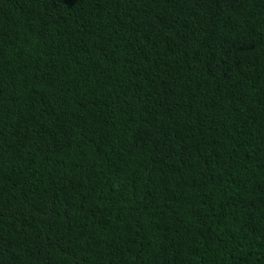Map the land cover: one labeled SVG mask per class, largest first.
<instances>
[{"label": "trees", "instance_id": "1", "mask_svg": "<svg viewBox=\"0 0 264 264\" xmlns=\"http://www.w3.org/2000/svg\"><path fill=\"white\" fill-rule=\"evenodd\" d=\"M0 264H264V0H0Z\"/></svg>", "mask_w": 264, "mask_h": 264}]
</instances>
